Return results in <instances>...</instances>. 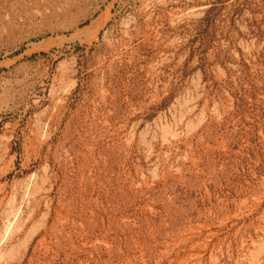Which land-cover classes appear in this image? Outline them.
Masks as SVG:
<instances>
[{
  "label": "rangeland",
  "instance_id": "374dc122",
  "mask_svg": "<svg viewBox=\"0 0 264 264\" xmlns=\"http://www.w3.org/2000/svg\"><path fill=\"white\" fill-rule=\"evenodd\" d=\"M0 264H264V0H0Z\"/></svg>",
  "mask_w": 264,
  "mask_h": 264
}]
</instances>
